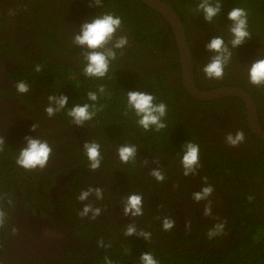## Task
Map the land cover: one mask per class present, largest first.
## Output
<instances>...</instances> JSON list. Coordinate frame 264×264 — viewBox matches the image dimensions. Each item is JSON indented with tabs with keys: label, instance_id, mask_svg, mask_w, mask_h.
Wrapping results in <instances>:
<instances>
[{
	"label": "flooded vegetation",
	"instance_id": "flooded-vegetation-1",
	"mask_svg": "<svg viewBox=\"0 0 264 264\" xmlns=\"http://www.w3.org/2000/svg\"><path fill=\"white\" fill-rule=\"evenodd\" d=\"M160 1L173 8L185 29L196 89H240L251 100L252 110L240 96L207 101L193 97L183 80L172 28L150 8L155 12L151 16L157 30H166L168 38L150 51V47L136 42L138 38L132 37L128 24L122 23L114 39L126 36L128 44L116 50L109 69L118 66L112 76L119 82L128 76L127 68L131 67L140 72L128 76L134 86L148 93L159 86L166 90L167 99L176 106L182 131L165 139L166 144L174 143V139L179 143L166 151L165 146L159 150L154 145L156 137L150 131L138 127L139 131L131 134L135 141L128 143L136 146V159L124 164L117 155L123 144L116 138L117 133L106 127L112 122L107 123L102 114L106 111L110 116L109 111L95 107V117L82 127L73 124L62 111L48 117V97L58 93L54 80L40 74L42 67L60 64L71 68V78L78 80L88 50L74 45L73 37L79 34L82 24L115 8L105 11L93 0H0V137L5 141L4 151L0 152V211L4 213L0 264H142L140 256L144 252H150L159 262L154 248L182 255L186 264H250L238 253L244 249L242 245L254 239L250 233L240 237L239 226L249 216L257 215L264 226V87L249 83L248 69L254 61L264 59V48L244 42L234 49L224 34L191 16L186 19L184 0ZM105 3L102 0V5ZM122 5L124 10L126 4ZM127 12L139 20V11ZM216 36L222 37L232 52L220 80L207 79L202 71L214 55L206 45ZM37 65L40 72L34 70ZM144 69L148 71L142 74ZM19 81L30 86L27 94L17 92ZM237 131H243L245 139L232 147L225 137ZM29 136L47 141L52 148L43 170H25L16 164ZM92 141L100 145L102 157L95 172L89 170L83 149L85 142ZM189 141L200 147V166L195 175L185 177L181 144ZM154 168L162 171L164 182L150 175ZM205 178L214 191L207 200L197 203L192 196L206 186ZM88 188L102 189L103 198L98 200L93 194L80 202V193ZM131 193L144 198L142 216L123 214L124 201ZM86 204L100 208L101 215L96 219L91 214L81 216ZM205 206L211 207L210 216L204 215ZM165 216L175 221L170 232L161 229ZM218 223H224L223 232L209 240L207 233ZM128 224H135L138 233L150 232L151 239L126 237ZM257 250L264 258V248L258 246L251 252Z\"/></svg>",
	"mask_w": 264,
	"mask_h": 264
},
{
	"label": "clouds",
	"instance_id": "clouds-1",
	"mask_svg": "<svg viewBox=\"0 0 264 264\" xmlns=\"http://www.w3.org/2000/svg\"><path fill=\"white\" fill-rule=\"evenodd\" d=\"M95 6H102V0H93ZM222 9L221 0H200L195 11L202 13L204 21L211 23L217 17ZM227 19L231 22L229 31L232 35L230 41L231 47L236 49L244 44L247 39L251 38L248 31V13L245 9L235 7L227 14ZM122 20L119 16L111 13H104L94 18L90 23H84L80 27L78 35L73 37V44L88 51L85 54V67L83 73L87 77L104 78L109 71V66L112 61L116 59V50L126 47L128 39L126 36L116 37V33L120 30ZM111 45V47H108ZM206 50L213 53L209 62L202 68L203 73L207 79L220 80L224 77L225 67L229 64L232 52L222 37H213L206 45ZM36 72L41 71V67L37 65L34 69ZM249 83L255 87H264V59L254 61L248 69ZM17 92L20 94H27L30 91V86L24 82L19 81L15 85ZM99 91L104 92V88L100 87ZM88 100L92 104H77L74 105L67 115L71 118L72 123L78 127H82L86 122L91 121L97 109H95V102L98 99L96 92H89L87 94ZM154 95L143 91H128L127 102L136 116L139 118L137 123L145 131L155 128L156 131H161L167 128L165 117L168 112V107L165 103L155 102ZM68 105V97L66 95H50L48 97V106L45 108V113L48 117H53L61 110L65 109ZM33 125L32 130H35ZM243 131H237L234 135L229 133L226 137V143L232 147H236L244 142ZM26 146L23 147L16 159V164L25 170H43L52 155V148L47 141H42L38 138L25 137ZM5 141L0 137V152L4 151ZM183 155L181 157V166L183 175L188 177L195 175L199 164L200 147L193 142H186L183 146ZM83 149L88 160L89 170L97 171L101 165L100 145L94 141L85 142ZM137 148L135 145L124 144L118 147L117 155L121 163L128 164L134 162L137 156ZM150 175L157 182H164L165 176L159 168L152 169ZM202 187L199 192L193 194L192 199L199 203L207 200L214 191L211 185ZM95 194L96 198L102 199L103 192L100 188H88L82 191L78 197L80 202L87 201L90 196ZM143 196L138 193H131L124 201L123 214L124 216L131 215L132 217H139L143 215ZM251 199V197H250ZM91 214L92 219H96L101 215L100 208H93L91 204H86L80 215L83 217ZM204 215H211V207L205 206ZM4 224V213L0 211V227ZM175 227V221L171 217L165 216L161 223V229L164 232H170ZM190 225L186 223L185 229ZM224 223L214 225L213 229L207 233L209 240L221 234L224 230ZM124 235L126 237L138 236L145 241L151 239L150 232L140 231L137 232L135 224H128L126 226ZM99 246H103V241L98 242ZM142 264H159L155 257L150 252H144L140 256Z\"/></svg>",
	"mask_w": 264,
	"mask_h": 264
},
{
	"label": "trees",
	"instance_id": "trees-1",
	"mask_svg": "<svg viewBox=\"0 0 264 264\" xmlns=\"http://www.w3.org/2000/svg\"><path fill=\"white\" fill-rule=\"evenodd\" d=\"M129 1L130 0H103V2L106 3L100 6V8L105 11H111V9L115 8L114 10L116 11H111V14L119 12L120 15L117 16L121 18L123 24H128L131 30L130 32L133 35L132 37L138 38L136 39V42L150 47V51H152L154 48H157L158 45H161L162 40L165 37L168 38L169 34L166 30H157V22L154 18H152L153 13L155 14V12L152 11L148 6L143 3H139L138 0H131L132 4H130ZM199 2L200 0H184L183 6L188 9L186 12V19L188 16H191L195 18L200 24L207 26L209 25L216 32L224 34L225 37L231 41L232 35L229 31L231 22L227 19V14L235 7L243 8L248 13V31L251 34V38L247 39L245 42L255 47L264 48V0H221V12L211 23H206L202 13L195 11ZM122 4H126L124 10ZM127 11H139V14H141L139 16V20H135L134 18L132 19V16ZM180 13L182 19L185 21L183 13ZM206 41H208V39H206ZM171 47L173 49L174 45ZM117 67L118 66H115L109 69L108 74L104 78L87 77L82 71V73L79 72V79L76 80L71 78L72 69H68L67 67L60 64L42 67L43 70L40 72V74L46 75V77L50 76L54 80L56 83L55 89L58 93V96L66 95L68 97L67 107L61 110L65 116L74 105H82L89 102V104H92L93 102L88 100L87 94L91 92V90L92 92L95 91L99 99H97L95 102V107L99 108V110L106 109L109 111L108 113L110 116L107 115L106 111L102 112V114L105 113L104 116H106V118L109 120L107 123L112 122V124H108L106 127L110 128L114 134L117 133L116 138L121 140L122 144L124 145L132 142L133 140L135 141V136L132 138L131 134L135 135V132L139 131V126L137 123L139 118L128 106L127 93L128 91L146 92V90L136 87L131 84V82H129L128 76L140 74L139 71L131 67L127 68L126 75L128 76L126 78H123L119 82L115 81L112 74L115 71L114 69ZM144 70L145 71L141 72L142 74L148 71L147 69ZM49 79L44 80L45 85H48ZM39 86L42 88L41 85ZM100 87L104 88V92L101 93L99 91ZM149 92L155 96L156 103L163 102L168 107V112L165 117L167 128L161 131H156L155 128L149 130L152 136L156 137V139H154V145L157 144L159 150L162 148V146H165L166 151H171L179 143L176 142V139H174V143L167 141L166 144L165 139L169 135H177L182 131L180 128V118L177 114L176 106L167 99L166 90H162L161 86L156 88L153 92ZM68 120H71V118L68 117ZM181 146L183 145L181 144ZM83 158L85 159V157ZM258 217L259 215L249 216L247 220L243 222V225L239 226V229L241 230L239 232L240 237H242L244 234L250 233V237L252 236L251 239H254V241L251 242L250 240V242L248 241L249 243L246 245H242L244 249L238 253L241 258L247 259L250 264H262V260L264 259L263 254L259 252V250H257L255 253L251 252V249L256 250L258 246H260L261 249L264 248V246H262V244H264V226L259 223L257 220ZM259 220H262V218L259 217ZM154 249L156 252L158 250V258L160 259L159 262L161 263L168 264L174 262L176 264H186V257H183L182 255L170 253L163 249ZM130 255H134V251L131 252ZM129 258L130 257L128 256V259ZM162 259L164 260L163 262L161 261Z\"/></svg>",
	"mask_w": 264,
	"mask_h": 264
},
{
	"label": "water",
	"instance_id": "water-1",
	"mask_svg": "<svg viewBox=\"0 0 264 264\" xmlns=\"http://www.w3.org/2000/svg\"><path fill=\"white\" fill-rule=\"evenodd\" d=\"M143 4L151 8L152 10L160 13L166 21L170 24L174 40L178 46L180 54V62L182 64L183 80L187 90L199 100H214L226 96H240L244 98L249 105V111L251 109V100L240 89L235 88H222L212 91H200L197 90L193 81V62L190 47L187 41L185 29L180 21L179 16L173 10L171 6L160 0H140Z\"/></svg>",
	"mask_w": 264,
	"mask_h": 264
}]
</instances>
